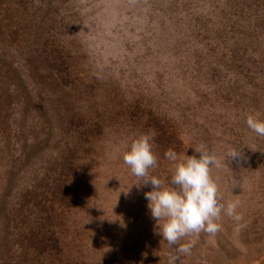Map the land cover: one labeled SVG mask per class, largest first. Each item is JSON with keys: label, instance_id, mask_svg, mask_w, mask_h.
Returning <instances> with one entry per match:
<instances>
[{"label": "rangeland", "instance_id": "obj_1", "mask_svg": "<svg viewBox=\"0 0 264 264\" xmlns=\"http://www.w3.org/2000/svg\"><path fill=\"white\" fill-rule=\"evenodd\" d=\"M0 264H264V0H0Z\"/></svg>", "mask_w": 264, "mask_h": 264}]
</instances>
